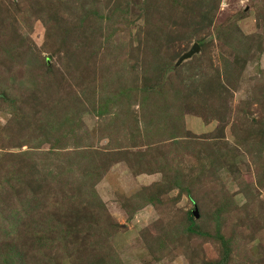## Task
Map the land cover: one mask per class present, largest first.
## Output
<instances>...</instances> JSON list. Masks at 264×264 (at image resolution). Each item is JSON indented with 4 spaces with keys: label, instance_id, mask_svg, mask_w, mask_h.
Wrapping results in <instances>:
<instances>
[{
    "label": "rangeland",
    "instance_id": "374dc122",
    "mask_svg": "<svg viewBox=\"0 0 264 264\" xmlns=\"http://www.w3.org/2000/svg\"><path fill=\"white\" fill-rule=\"evenodd\" d=\"M0 264H264V0H0Z\"/></svg>",
    "mask_w": 264,
    "mask_h": 264
},
{
    "label": "water",
    "instance_id": "95a60500",
    "mask_svg": "<svg viewBox=\"0 0 264 264\" xmlns=\"http://www.w3.org/2000/svg\"><path fill=\"white\" fill-rule=\"evenodd\" d=\"M198 50H199V46L197 45V43H193L192 47L179 57L177 64L183 61V59L190 57L193 53L197 52ZM195 216L197 217L196 211H195Z\"/></svg>",
    "mask_w": 264,
    "mask_h": 264
},
{
    "label": "trees",
    "instance_id": "16d2710c",
    "mask_svg": "<svg viewBox=\"0 0 264 264\" xmlns=\"http://www.w3.org/2000/svg\"><path fill=\"white\" fill-rule=\"evenodd\" d=\"M190 215V223H189V226H188V229H190L191 231H193V232H197V233H203V231L201 232L200 230H198V229H195L194 227L192 228V226H194L195 225V223H194V221L192 220V214H189ZM226 249H224V251H225Z\"/></svg>",
    "mask_w": 264,
    "mask_h": 264
}]
</instances>
